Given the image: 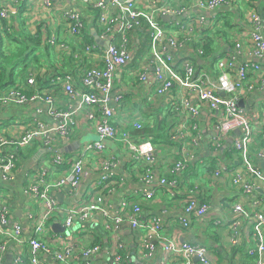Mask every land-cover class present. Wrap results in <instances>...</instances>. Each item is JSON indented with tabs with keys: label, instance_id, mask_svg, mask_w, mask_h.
<instances>
[{
	"label": "built area",
	"instance_id": "obj_1",
	"mask_svg": "<svg viewBox=\"0 0 264 264\" xmlns=\"http://www.w3.org/2000/svg\"><path fill=\"white\" fill-rule=\"evenodd\" d=\"M52 1L42 0V3L50 7ZM78 1L84 10L99 9L95 29L101 41L107 44L86 43L80 13L60 6L67 35L75 40L70 44L50 39L46 40V45L50 50L71 52L73 68L69 72L54 73L50 86L43 88L37 82L38 68H34L29 59L21 66L22 81L19 78L13 85L0 87V108L28 106L38 117L44 116L50 121L47 123L40 117L15 119L1 127L5 132H0V264H3L4 253L11 241L25 245L29 264H49V260L74 264L81 258L85 260L83 264H122L117 250L121 246L123 226L126 225L139 233V251L144 259H150L155 249L152 240H160L163 235V221L160 217L143 215L136 198L142 196L149 202L155 196V188L163 187L171 196L175 193L184 196L186 218L182 220V227L189 229L202 223L209 212V205L194 184L200 181L185 178L183 171L204 152V147L216 152L228 139L232 142L226 149L232 151L231 161L235 165L228 166L222 157L217 161L216 169L209 172L208 168H203L206 163L202 162L196 178L209 183L222 178L230 191L254 196L248 209L235 202H229V205L235 213L253 221L251 229L256 247L249 253L264 256V170L256 163L257 160L264 161V111L260 117L250 116L238 104L249 94L264 91V16L253 11L246 13L243 22L247 23L249 31L240 28L241 32L234 36L227 32L226 40L231 43L232 52L220 51L212 56L217 68L213 76L207 65H196L195 57H205L202 48L204 36L199 34L196 39L192 34L200 27H204L208 34L224 26L227 18L217 10L232 5L229 0H195L192 5L186 0ZM108 7L112 11L108 12ZM10 10L0 5V19L6 24H9L12 15ZM205 11L209 12V19L203 14ZM186 14V18L182 19ZM162 16L174 18V21L162 22ZM143 21L150 32L149 49L138 63L128 67L132 59L128 38ZM168 25L177 30L178 36L168 34ZM167 46L173 49L191 47L194 53L186 57L173 55ZM117 67L125 76L138 78L142 83L147 81L151 71L153 85L151 92L145 94L147 98L152 95L166 98L174 93L169 112L172 115L177 111L178 116L169 125L166 134L168 142L175 144L170 151L160 153L151 140L136 134L142 130L141 115L135 113L129 120L126 110L131 101L125 99L128 91L121 92L114 87ZM74 76L78 79L77 86ZM57 91L61 92L63 101L71 104L63 108L56 96ZM204 106L213 118L212 135L205 142L197 125ZM81 114L83 120L77 122V116ZM77 128L80 132L93 133L100 140L79 142L78 151L71 155L61 153L56 145L61 140L69 144L78 136ZM236 130L238 135L234 133ZM257 130L262 132V143L256 139ZM104 140L116 142L124 150L123 156L127 157L130 166L119 174V160L105 151ZM35 142L51 150V159L49 168L43 166L39 171L30 169L26 174L25 192L29 195L26 215L31 224L23 227L12 216V195L7 185L15 179L20 152ZM90 159L98 172L92 187L93 194L82 205H61L58 193L68 196L78 188L84 165ZM157 169H160V175ZM124 174L143 185L154 187L133 191L122 198L119 208L114 209L105 202L101 192L111 189L110 183L117 178L122 180ZM180 175L184 180H176ZM93 222H97L106 235L109 262L94 260L102 251L101 243L86 242L80 237L88 232L86 226ZM53 225L63 227L66 234L53 231ZM235 226H231L234 235ZM238 235L232 239L235 244L238 243ZM161 246L163 256L159 264H165L173 256L178 258V264H193V258L198 259L200 264H212L210 250L205 245L167 241ZM14 261L16 264L24 262L23 253H18L16 248ZM256 264L264 263L258 258Z\"/></svg>",
	"mask_w": 264,
	"mask_h": 264
},
{
	"label": "crops",
	"instance_id": "obj_2",
	"mask_svg": "<svg viewBox=\"0 0 264 264\" xmlns=\"http://www.w3.org/2000/svg\"><path fill=\"white\" fill-rule=\"evenodd\" d=\"M194 1L195 0H186L185 2L192 5ZM229 2L232 3V5L223 6L217 10L218 13L223 12L227 18L224 26L220 27L216 31L212 30L208 34L204 27H200L192 34V36L196 37V39L200 37L199 34H203L204 40L202 41V46L208 40H212L211 46L209 43L211 52L209 53L208 51L205 52L203 50L205 54L204 59L195 57L194 60H196L197 65H200V67H205V65H207V69L213 76L216 75L217 68L214 64L212 56L218 52L219 47H221L224 43L229 42H227L228 39L226 40L227 32H231V35L234 36L235 34H239L241 32L240 28H246L249 31L247 23L243 22V16L246 13L253 11V13L264 16V0H229ZM140 3L144 4L143 1ZM0 5L9 7L12 12L9 24H6L4 20L0 19V47L2 51L0 53V64L3 66L8 65L7 69H10L9 65L15 63V73L9 70L11 75L10 81L12 79L15 80L13 84H15L19 78L20 81H22L21 66L29 59L32 60V62H30L33 64V67L36 69L38 68V77H44L42 81L46 82V84L42 85L43 88L50 86L49 82L54 73H63L66 70L69 71L73 68L74 63L71 52L57 49L50 50V48L47 47L50 52L46 51L44 53L42 46H39L38 51L35 50L36 52H31L32 46L25 39L27 38V35L37 33L36 38L42 43L46 42V40L56 39L58 42L63 41L71 44L72 40L75 39L67 35V27L62 23L61 19V10L63 9L60 8V6L77 10L84 22L85 34H91L93 37L94 35H97L98 39L101 40L95 29L94 22L96 19L94 9L84 10L79 6L80 3L78 0H53L50 7L44 5L42 0H0ZM107 11H112V8L108 7ZM203 14L207 19H209V12L205 11ZM187 15L188 14L183 16L182 19H185ZM162 17V22H168V20L174 21V18L163 20ZM167 30L170 36H178L176 32L177 30L174 27L168 25ZM214 35L215 37L211 38ZM218 35H220V37H218ZM128 39L132 54V59L128 63V67H130L134 65L135 62L138 63L149 49L150 32L147 24L143 21L138 28L130 33ZM229 39L230 41L232 40L231 38ZM94 42L99 43L95 41V39ZM106 44L107 43L101 45ZM65 47L68 49V46ZM226 47H229L228 49H232L231 43L229 42ZM167 50L173 55L182 57L191 56L194 53L191 47L173 49L170 46H167ZM260 62L263 63L262 61ZM24 74L25 73H22V75ZM3 76L4 75L0 72V80ZM74 77L76 78V76ZM1 81L5 82L7 80L3 79ZM77 81L78 79L76 78L75 86L78 84ZM11 83L12 82H9L4 87L10 86ZM152 85L153 80L151 71H149L147 81L142 83L138 78H129L128 76H125L120 67L115 69L114 87L121 92L128 91V95H126L125 99L128 100L127 102L131 101L126 110L129 114V120L135 113H139L141 115L140 121L143 128L139 133H134L138 135L141 133L143 139L147 138L154 141V144L157 145V149L160 150V153H166V151H170L171 147L175 146L174 143L168 142L166 138L167 128L176 116H178L177 111H175L172 115H170L169 112L171 99H174L175 97L174 93L171 92L166 98L155 95L147 98L145 94L151 92ZM59 91L56 92V96L61 100V106L65 108L67 105H70L71 102H69L70 104H67L63 101L62 94ZM239 105L243 107L247 113L250 114V116L259 115L260 117L261 113L264 111V91L249 94L246 98L241 100V104ZM202 111L203 112H201L200 117L197 119V125L200 133L202 134L203 142H205L212 135L213 118L209 115L210 111L207 107H202ZM35 115L36 114L29 110L28 106L23 107L9 105L0 108V132H5L1 127L5 126L8 121H13L15 119L31 120L34 118L39 119L40 117L42 120L50 123L47 117L42 118L41 116L38 117ZM172 116H174V118H172ZM82 120V114L78 115L76 121L79 122ZM78 125L81 124L79 123ZM262 131H264V127ZM261 134L262 132L257 130L256 139L259 143H262ZM76 135L78 136L70 141L69 144L65 143L64 140H61L59 145H56L57 149L61 151V153H65L67 155L76 153V151H78V145L89 141L87 139L88 135L94 134L91 132L86 133L85 131L80 132V129H78ZM106 141L107 143L104 145L105 151H107L109 155H114L119 160V174L124 171L126 167L130 166L127 163V157L123 156L122 151L124 150H122L116 142L110 140ZM225 150L226 148L222 151ZM50 151L51 150L49 149L42 148L39 142H35L30 148L21 151L18 158V169L15 172V179L7 185L11 190L12 195V199L10 201L12 216L14 219L18 220L23 227L31 224V221L26 215V211L29 209V195L25 192L26 174L30 169L39 171V168L43 166L49 168V161L51 159ZM203 151L204 152L202 154H205L211 150L204 147ZM219 151H221V149L216 152ZM255 151H257V148ZM222 153L223 152L220 154ZM210 157L211 154L201 157L200 159L208 160ZM198 158L199 157L195 158L196 160L192 161L191 165L183 171L185 178L195 179L193 177L196 176L197 171L200 170V166L202 165V161L198 160ZM41 160L42 165H40ZM260 162V160L256 161L258 164H260ZM204 165L208 166V164ZM210 165L211 164H209V166ZM156 172L160 175V169H157ZM97 176L98 172L93 167V162L90 159L89 163L84 165L83 175L80 179L78 188L68 196L61 193L63 198L61 202L58 200L59 203L64 206H77L84 204L93 194L92 187L94 182L97 180ZM176 178V180H178L181 179L182 176L180 175V177ZM110 184L108 186H110L111 189H106L101 193L105 202L110 204L114 209L119 208L122 198L133 193V191L154 187L143 185V183L139 180L125 174L122 180H118L117 178ZM194 184L198 186L199 193H201L202 197H204L205 201L209 205V212L207 213L205 220L202 223L193 225L189 229L182 227V220L186 218V214L183 212V207L185 206L183 199L184 196L178 193L171 196L163 187L155 188V196L149 202L145 201L142 196H138L136 198V203L142 209V214L148 217H160L163 221L164 231L160 240H152L155 245L153 256L150 259H144L143 255L139 251V233L129 229L127 225L123 226L122 236L120 239L122 245V255L124 256L123 259L127 260L129 264H159V261L163 256L161 246L162 243L175 241L179 243L190 242L192 244L199 243L205 245L210 250L212 264H256L258 258H261L264 263V256L260 257L256 253H249L250 250L256 247V242L253 239L251 229L253 221L240 213H235L232 209L233 207L229 205V202H235L248 209L249 202L254 196H248L238 191H230L222 178L214 179L210 183L205 181H195ZM234 222H236V224H234ZM169 223L173 225L171 226ZM232 225H236V235H234V232L231 229ZM86 229L88 232L85 231V233L81 234L80 237L85 239L86 242H97L102 245L101 253L97 255L94 260H105L106 262H109L107 259L109 243L106 239V235H104L98 227L97 222H93L92 224L86 226ZM97 232H100L101 234ZM57 233L65 235L66 231L63 230L62 232ZM237 233H239V240L238 243L235 244L232 242V239L233 237L237 238ZM15 248L18 253H23V264H29L28 257L26 258L25 245L21 246L14 241L9 242V245L7 246L3 257V264H16L14 261ZM84 261L85 260L81 258L77 262L75 261L74 264H83ZM178 262V258L173 256L172 259L165 262V264H178ZM192 263L200 264L199 260L196 258H193ZM49 264L59 263L49 260Z\"/></svg>",
	"mask_w": 264,
	"mask_h": 264
},
{
	"label": "trees",
	"instance_id": "obj_3",
	"mask_svg": "<svg viewBox=\"0 0 264 264\" xmlns=\"http://www.w3.org/2000/svg\"><path fill=\"white\" fill-rule=\"evenodd\" d=\"M93 9H94V14H95V19H96V17L98 16V13H99V9H97V8H94L93 7ZM94 19V20H95ZM96 21V20H95ZM95 23V22H94ZM226 23V22H225ZM26 31V30H25ZM37 33H35V34H29V35H27V38H25L29 43H30V45L32 46V50H31V52H36V51H38L39 50V46H42L43 47V51L44 52H46V51H48L49 49L47 48V47H49V45H46V42H44V43H42V42H40L39 41V39H37L36 38V35ZM24 35V34H23ZM22 35V36H23ZM84 39H85V42L87 43V42H89V43H91V42H93L94 41V37L90 34H85V36H84ZM212 42V40H208L207 42H205L204 43V45L202 46V48H203V50L205 51V52H211V49L209 48L210 46H211V43ZM209 43H210V46H209ZM209 48V49H208ZM36 50V51H35ZM203 51V52H204ZM220 51H221V49L220 50H218V52L217 53H220ZM2 51H1V47H0V53H1ZM41 52V51H40ZM34 57V56H33ZM37 57V56H36ZM34 59H37V58H34ZM214 60V59H213ZM34 61V60H33ZM36 61V60H35ZM38 62V61H37ZM15 63H13V64H10L9 65V67H10V69H7L8 68V65H6V66H3V65H1L0 64V72H1V74H3L4 76L2 77V79L1 80H3V79H6L7 81H8V83L9 82H12L11 84H13L14 83V81L15 80H11L10 81V79H11V75H10V72H9V70L10 71H12V72H14L15 73ZM196 65H197V62H196ZM198 67H200V65H197ZM2 67V68H1ZM65 72H69V71H65ZM44 78V77H43ZM43 78H41V77H38L37 78V82L39 83V86H41L42 87V85H44V84H46V82H43L42 81V79ZM0 80V87H3L4 88V86L5 85H7L8 83H7V81H5V82H3V81H1ZM7 83V84H6ZM10 84V85H11ZM7 87V86H6ZM167 131H168V128H167ZM167 131H166V134H167ZM139 135H141V133L139 134ZM166 138H167V135H166ZM168 141V140H167ZM153 143H154V141H152ZM228 148V147H227ZM227 150V149H226ZM223 151V153L222 154H220V155H211V161L210 160H204V159H200L201 157H200V155L199 156H197V157H199L198 158V160H201L202 162H205L206 164H208V166H209V164H211L209 167L208 166H204L203 168H205V169H207L209 172H211L212 170H214V169H216V167H217V161H219V158H222L223 157V155H224V162L228 165V166H230V167H232V166H234L235 165V163L233 162V161H231V159H232V151ZM209 153H212L211 151H209ZM202 155V154H201ZM197 157H195V158H197ZM193 159L192 161H194V160H196V159ZM192 161L190 162V165H191V163H192ZM197 177V174H196V176L195 177H193V178H195V179H197L198 181H201L202 179H198V178H196ZM97 233H100V232H97ZM101 234V233H100ZM99 234V235H100ZM94 243V242H93ZM118 253H119V255H121L122 257H121V261H122V264H129V262L127 261V260H125V259H123V255H122V245L118 248Z\"/></svg>",
	"mask_w": 264,
	"mask_h": 264
},
{
	"label": "water",
	"instance_id": "obj_4",
	"mask_svg": "<svg viewBox=\"0 0 264 264\" xmlns=\"http://www.w3.org/2000/svg\"><path fill=\"white\" fill-rule=\"evenodd\" d=\"M162 19H163V20H167L168 17L164 16V17H162ZM94 39H95V41L99 42L100 44H104L101 40L98 39V36H97V35H94ZM228 48H229V47H224V48L221 49V51H222V52H232V49H228ZM227 49H228V50H227ZM239 104H241V101H240ZM35 116H36V115H35ZM41 117H42V118H45L44 116H41ZM234 133H235V135H238V134H239L238 130L234 131ZM87 139H88L89 141H99V140H100L99 137L96 136V135H88V138H87ZM231 142H232V139H228L227 142L225 143V145L221 148V151H219V152H215V153H213V152H212V153L206 152L205 154L200 155V157H204V156H207V155H209V154H211V155H218V154H220L221 152H223L222 150H223L224 148H226V147L228 146V144H231ZM102 143H103V145H106L107 141L104 140V141H102ZM63 152H64V151H63ZM259 166H260V168H261L262 170H264V161H261L260 164H259ZM57 198H58V200L61 202V201H62V198H63V195H62L61 193H58ZM52 230H53V231H56V232H62L64 229H63V227H61V226H59V225H53V226H52ZM106 257H107V256H106ZM107 259L110 261V259H109L108 257H107Z\"/></svg>",
	"mask_w": 264,
	"mask_h": 264
},
{
	"label": "rangeland",
	"instance_id": "obj_5",
	"mask_svg": "<svg viewBox=\"0 0 264 264\" xmlns=\"http://www.w3.org/2000/svg\"><path fill=\"white\" fill-rule=\"evenodd\" d=\"M9 38V37H8ZM49 51V50H48ZM50 52V51H49ZM45 53V52H44ZM143 128V125H142V127H141V129ZM153 129H155V128H153ZM181 243V242H180Z\"/></svg>",
	"mask_w": 264,
	"mask_h": 264
}]
</instances>
